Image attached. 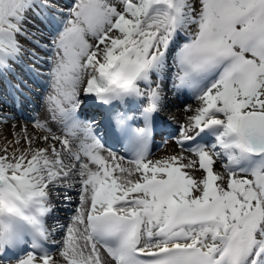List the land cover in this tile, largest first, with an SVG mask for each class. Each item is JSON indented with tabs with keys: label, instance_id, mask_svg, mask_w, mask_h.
Returning a JSON list of instances; mask_svg holds the SVG:
<instances>
[{
	"label": "snow or ice",
	"instance_id": "obj_1",
	"mask_svg": "<svg viewBox=\"0 0 264 264\" xmlns=\"http://www.w3.org/2000/svg\"><path fill=\"white\" fill-rule=\"evenodd\" d=\"M49 9L52 39L32 42L53 53L38 59L63 134L35 120L40 135L24 125L0 146V264H264V0H0V86L14 96L18 61L37 56L21 43L35 35L29 17ZM165 75L199 107L177 140L189 154L152 160ZM81 89L102 104L147 101L142 127L115 118L128 167L79 118ZM77 177L75 214L50 226L54 192L70 204Z\"/></svg>",
	"mask_w": 264,
	"mask_h": 264
},
{
	"label": "bare ground",
	"instance_id": "obj_2",
	"mask_svg": "<svg viewBox=\"0 0 264 264\" xmlns=\"http://www.w3.org/2000/svg\"><path fill=\"white\" fill-rule=\"evenodd\" d=\"M57 3L59 4V2H57ZM60 5L66 7V4H64L63 2H61ZM29 20H30V22H29L28 26H30V28H32V29L33 28L37 29L36 32H34L32 29L30 30V32L34 33L35 34L34 36L37 37L42 44L43 43L48 44V42L52 39L53 28L49 29L46 21H44L40 17H38V18L30 17ZM35 22H37L38 26L34 25ZM26 41L28 42L27 45H29V47L26 45V48L31 50V48H32L31 40H25L24 39V42H26ZM34 46L36 48L39 47V49L42 51V57L39 55H37L36 57L47 58V57L53 55V53H51V51H46V50H44L43 47L37 46V44H35V43H34ZM37 50H38V48H37ZM27 55H29V53L25 52L23 58L21 60H19L17 63L16 69H15L16 77L14 79V82L20 83L23 80V79H20L21 77L26 78L25 75L29 76V74L31 73V74H35V76H36L34 83L35 82L38 83L41 88H40V91H38V92L34 90V92L37 93L36 94L37 100L33 101L31 99L30 102L32 103V107H31L32 111L26 112L27 114L21 112V110H20V103L23 101V97H21V99L19 100L16 96H14L13 93L11 94V100L13 102V106L16 108V112L13 114L15 119H5L6 123H8V124L10 123L9 126H8V124H7V126H5L3 124L4 122H3L2 118H0V122H3V123H0V146L4 145L7 141H12L13 139H15L14 132H19L21 129V126H24V125L27 126L28 132L30 134H32L33 136L40 135L43 130L39 129V128L34 129L35 120L47 121L49 126L53 129V131L55 132L56 135H62L63 134L62 125L59 122L53 121L51 119V112L49 110L51 107V102L48 99L50 94L53 93L51 80L47 74H46V77L44 80L45 83H43L42 79H40L38 77V75L41 76V73H39V71H43V69H44L47 72L48 65L45 62V59H40V62H37L38 64L34 63V65H33V60L31 61L28 59L25 62L24 59L30 58V57H27ZM35 66L39 71H37L35 69ZM19 73H22V75H20ZM42 76H44V72L42 73ZM153 79H156V77H153ZM20 85H21V83H20ZM0 87L2 88L1 90L3 91L4 87L3 86H0ZM142 87H143V85H142ZM162 87H163L164 99H163V102L161 104L159 113L164 114L166 116V119H164L162 116H160L159 122H161V125H164V124L169 125V123H172L173 125L177 126L179 130H181V127L188 123L187 118L190 115H193L195 112V109L199 107V101L196 99V94L194 92H192L191 90H184V89L177 90V89L173 88L171 86V81L168 79L167 75H165L163 77ZM4 90H5V92H7L8 95L12 92L10 89L4 88ZM8 97L10 98V96H8ZM40 98H42V101H40ZM1 101H2L3 106H0V107L2 109L7 110L6 112L12 111V110H10L12 105H9L7 101H4V100H1ZM125 101L127 103H133V102L136 103L137 110H135V109L134 110L137 112L143 106H145L147 104L146 100L139 99V98L134 99V100L129 99V100H125ZM189 109H191V111ZM83 111H81V112H83ZM2 112H4V115H5V111H1L0 115L3 114ZM20 112L23 114H21ZM25 116H29L32 119L30 121H26ZM12 121L14 123H11ZM95 128L96 127H94V129ZM168 128L169 127L165 128V129H168ZM169 129H171V128H169ZM165 133H167V132H165ZM53 142L54 141H49V143H53ZM41 146H43L42 141H41ZM105 149H109V148L105 147ZM109 150H111V149H109ZM111 152H114L117 157H122L118 151L111 150ZM103 154L105 156H107L108 153L104 152ZM178 154L188 155L189 153L185 152L183 150H180L178 148V143L176 140V141L168 144L165 147V149L162 152V157L165 156V158H163V159H166L167 157H169L171 155H178ZM194 157L195 156H192L191 158L194 159ZM222 163H223V161H218L216 168H217V170H221V171L226 172V170L222 169V167H221ZM123 166L128 167L129 161L123 159ZM195 175L196 176H202L203 172L197 171L195 173ZM131 178L135 179L137 177L134 174L133 177H131ZM74 183H75V190L69 192L68 195H70L72 197L71 203H76L77 206H74V209L71 211L64 212L63 214H65V215H63V216H55V215H53L54 213H52L51 218L48 220V224L50 226H55L57 223H59L61 225L68 224L70 217H72L75 214V210L77 209V207L80 203V199H79V177H77L75 179ZM62 191H63V189H57L56 192H54L53 197H52L53 204H55V208L58 210H62L63 208H65V206H68L66 203H64V200H63L64 193H60V195L56 194V193H59ZM55 208H54V210H55ZM68 212L70 214H68ZM56 237L61 238L59 235H56L54 238H56ZM54 251L57 253L56 258H59L60 260H62V258L59 257V255H58L59 249H55Z\"/></svg>",
	"mask_w": 264,
	"mask_h": 264
},
{
	"label": "rangeland",
	"instance_id": "obj_3",
	"mask_svg": "<svg viewBox=\"0 0 264 264\" xmlns=\"http://www.w3.org/2000/svg\"><path fill=\"white\" fill-rule=\"evenodd\" d=\"M73 3V0H68V3H67V7L69 6V5H71ZM32 16H38V15H36V14H33ZM31 17V16H30ZM29 17V18H30ZM50 25V24H49ZM52 25H50V27H51ZM28 27V26H27ZM32 29V28H31ZM34 32H36L37 31V29H35V28H33L32 29ZM51 53H52V51H51ZM41 56H42V54H41ZM45 72H46V70H45ZM46 74H47V72L45 73V75L44 76H42L43 77V79L46 77ZM40 86H39V84H37V85H32V86H30L29 87V89L31 90V95L33 96H31L30 98L33 100V101H36L37 100V93L36 92H34V90L35 91H40ZM2 88L0 87V95H3V97L4 98H0V100H8V101H11V98H9L8 96V94L5 92V90H4V88H3V91L1 90ZM29 89H28V87L26 86L25 87V89H24V91H26V93H28L29 94ZM80 95H81V92H80ZM23 98H24V102H25V104H23V107H22V109L23 110H26V111H32V109H31V107H32V104H31V102H30V100L28 99V98H26V96L24 95L23 96ZM79 98H81V97H79ZM7 101V102H8ZM40 101H42V98H40ZM10 110H12L13 111V109H11L10 108ZM1 111H5V115H4V112H2L3 114H1L0 115V118H2V119H5L4 117L5 116H7V115H9L10 114V112H6L7 110H4V109H2L1 107H0V112ZM7 114V115H6ZM26 120V119H25ZM26 121H30L29 119L28 120H26ZM4 122V123H3ZM3 122H0V123H3L5 126H7V124L8 123H6V121H3ZM11 123H14L13 121L11 122ZM10 125V123L8 124V126ZM177 131V133L178 134H180L181 133V130H179V129H177L176 130ZM17 132H14V137L15 138H17L16 136H15V134H16ZM176 139L173 137V136H171V137H169V138H162V140H161V142H159L158 144H157V147H156V150H155V152L151 155V157H150V159H152V160H158V159H163V158H165V156H163L162 157V152H163V150L165 149V146H166V144H170V143H172V142H174ZM180 150H183L182 148H181V146L179 145V147H178ZM194 159H196V157H194ZM63 193H64V191H63ZM74 205L72 204V205H70V204H68V206H65V208L64 209H62V210H59L58 211V213H64V212H66V211H68V210H70L72 207H73ZM75 206H77L76 205V203H75ZM68 214H70L69 212H68ZM63 215H65V214H63ZM61 238H57V241H59ZM57 259H59V258H57ZM60 260V259H59Z\"/></svg>",
	"mask_w": 264,
	"mask_h": 264
}]
</instances>
